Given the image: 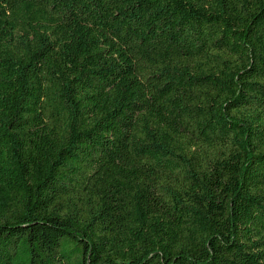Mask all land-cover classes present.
<instances>
[{
    "label": "trees",
    "instance_id": "obj_1",
    "mask_svg": "<svg viewBox=\"0 0 264 264\" xmlns=\"http://www.w3.org/2000/svg\"><path fill=\"white\" fill-rule=\"evenodd\" d=\"M0 264H264V0H0Z\"/></svg>",
    "mask_w": 264,
    "mask_h": 264
}]
</instances>
